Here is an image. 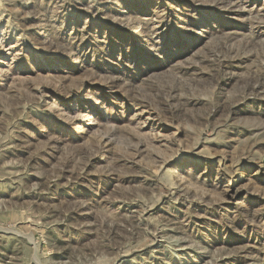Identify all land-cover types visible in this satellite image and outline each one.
I'll use <instances>...</instances> for the list:
<instances>
[{"label":"rangeland","instance_id":"rangeland-1","mask_svg":"<svg viewBox=\"0 0 264 264\" xmlns=\"http://www.w3.org/2000/svg\"><path fill=\"white\" fill-rule=\"evenodd\" d=\"M0 264H264V0H0Z\"/></svg>","mask_w":264,"mask_h":264}]
</instances>
